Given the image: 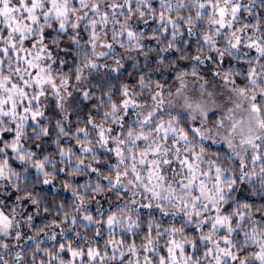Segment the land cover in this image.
Masks as SVG:
<instances>
[{"label":"clouds","instance_id":"9594fccd","mask_svg":"<svg viewBox=\"0 0 264 264\" xmlns=\"http://www.w3.org/2000/svg\"><path fill=\"white\" fill-rule=\"evenodd\" d=\"M0 264H264V0H0Z\"/></svg>","mask_w":264,"mask_h":264}]
</instances>
